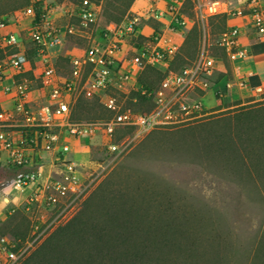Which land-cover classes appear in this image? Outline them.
Instances as JSON below:
<instances>
[{
    "label": "rangeland",
    "instance_id": "374dc122",
    "mask_svg": "<svg viewBox=\"0 0 264 264\" xmlns=\"http://www.w3.org/2000/svg\"><path fill=\"white\" fill-rule=\"evenodd\" d=\"M25 1L0 0V15L13 20L29 46L31 18L23 14ZM40 1L48 6L46 20L51 27L65 28L74 23L78 28L77 34L64 33L61 43L48 51L50 61L61 76L69 72V59L81 55L99 35L114 30L124 19L137 16V28L142 35H124L127 44L135 47L139 41L148 40L151 34H155L163 46L176 48L174 55L166 60V66L160 68L162 71L170 69L169 72H177L181 67L191 65L204 47L219 62L213 76L216 77L214 83L222 78L234 83L235 78L229 69L231 62L219 46V40L225 28L231 25L227 24L228 18H233L229 10L242 9V0H220L229 10L213 16L206 15L204 11V4L210 0H185L182 13L186 23L181 26L169 24L166 17L155 19L152 13V9L158 6L155 0H132L116 23L112 18L121 13L127 0H100L97 21L87 26L70 15L77 1ZM106 13L114 17L108 19L104 17ZM194 29L197 31L195 44L188 41ZM189 53H193V57L190 58ZM132 55L134 50L129 52V57ZM174 56L175 59L181 56L186 61L182 66L179 62L170 65ZM30 59L33 62L32 54ZM37 72L36 68L35 74ZM26 77L30 101L32 105L39 106L46 101L41 83L30 72ZM114 92L124 106L132 109L126 103L131 92ZM198 96L203 97L202 102L208 107L205 116L182 126L155 128L135 139L121 155L107 152L105 135L99 128L92 136L72 142L74 151L69 156L75 163L78 176L84 182L87 178L95 179L88 192L67 208L53 206L47 199L56 193L50 184L53 179L45 185L48 176L57 175L59 171L56 160L52 162L46 156L40 185L25 188L15 186L14 170L0 161V236L16 241L35 238L27 258L53 231L81 213L90 196L97 194L102 195L103 200L116 202V205L106 202L110 206H124L117 213L114 208L109 209L118 218L129 221L134 218L142 221L144 227L151 221L159 224L157 235H165L167 229L164 230L163 224L166 221L173 222L175 245L171 246L166 263L158 264H264V184L249 179L248 174L243 177L240 168L236 171L224 166L210 133L211 121L232 114L243 106L264 103V90L251 92L234 84L222 100L215 98L213 87L206 91L196 89L192 98ZM88 102L90 108L85 111L74 106L75 120L99 121L108 116L99 101ZM131 136V132L125 130L115 134L113 139L122 141ZM114 195H121V198ZM101 219L99 216L94 221ZM182 225L188 238H179ZM133 234L136 236L138 232L134 230ZM187 243L189 247H186Z\"/></svg>",
    "mask_w": 264,
    "mask_h": 264
},
{
    "label": "built area",
    "instance_id": "2783aa9c",
    "mask_svg": "<svg viewBox=\"0 0 264 264\" xmlns=\"http://www.w3.org/2000/svg\"><path fill=\"white\" fill-rule=\"evenodd\" d=\"M23 9V14L31 18L30 42L27 46L16 24L7 16L0 15V89L11 98V106L0 109V160L14 170L13 183L25 188L40 185L45 157L56 160L59 165L57 175L48 176L56 193L47 199L53 206L64 208L77 202L90 189L95 177L82 180L69 154L73 153L74 141L95 134L101 129L105 135L107 152L115 156L124 153L135 139L155 128H170L194 122L208 112L202 96L192 98L196 89L206 91L213 87L214 96L222 100L236 84L239 88H249L248 78L236 72L233 80L213 76L218 70V59L203 47L195 61L177 72L167 73L157 88L149 93L153 106L145 113H135L124 106L116 92H131L137 85L138 77L146 65L161 68L171 58L176 48L163 46L161 39L151 34L137 46L127 44L126 34L141 36L137 28L138 17L124 19L114 30L99 35L81 55L69 59L67 75L56 72L48 51L63 40L64 33L77 34L78 28L69 23L65 28L50 26L43 19L34 23L33 2ZM163 6L152 9L155 19L166 17L169 24L185 25L182 8L185 0H161ZM100 0H78L73 6L71 17L83 26L95 24ZM220 0H210L204 4L205 14L220 15L227 12ZM242 9L229 10L233 17L247 20L246 25L256 37H264V0H242ZM153 7V6H151ZM239 26L230 25L221 34L219 46L231 63L246 61L248 53L240 41ZM29 50H33L30 62ZM134 55L129 57V52ZM220 61V60H219ZM219 63V62H218ZM36 68L38 69L37 74ZM32 73L41 83L46 101L39 106L32 105L28 96ZM247 76H252L249 71ZM213 78V80H212ZM212 80V83H211ZM254 92L261 87H252ZM79 97L96 98L109 113L99 121H80L72 118L73 108ZM129 130L132 136L116 141L115 134ZM63 200V201H61ZM35 238L16 241L0 236V264H20L30 252Z\"/></svg>",
    "mask_w": 264,
    "mask_h": 264
},
{
    "label": "trees",
    "instance_id": "16d2710c",
    "mask_svg": "<svg viewBox=\"0 0 264 264\" xmlns=\"http://www.w3.org/2000/svg\"><path fill=\"white\" fill-rule=\"evenodd\" d=\"M75 1L78 0L73 2ZM30 3V0L25 1L26 6ZM131 3L132 0H127L124 3L118 18L111 13L104 14V17L108 19L114 17L112 19L115 20V23L120 21ZM32 4L35 9L33 22L38 23L45 16L48 6L40 0H36ZM225 18L224 15L222 18L224 23ZM109 29L108 27L107 31ZM191 32L188 41L195 44L197 31L194 29ZM195 49H193V53ZM33 52V50H29V54H33ZM193 53H189L188 56L193 57ZM1 57L2 53L0 52ZM185 61L186 59L181 56L176 59L174 56L170 65L179 62L178 64L182 66ZM169 71L171 70L162 71L151 65L144 67L138 77L136 87L131 91L126 102L135 113H145L152 108L153 102L149 93L157 88ZM89 100L98 101L96 98L79 97L75 108L82 111L88 110L90 108ZM210 123V133L215 139L217 151L225 162L224 166H230L229 168L236 171L240 168L239 171L243 177H247L248 174L249 179L264 184V103L243 106L232 114L217 118ZM114 197L120 199L121 195H114ZM110 200H103L102 195L101 197L97 194L90 196L84 206L85 209L53 231L32 254L24 259L22 264L166 263L167 254L170 253L171 246L175 245L173 222L166 221L163 224L164 230L167 229L165 235H157L156 227L159 224L151 221L144 227L142 221L134 218L130 221L118 218V215L109 209L114 208L117 213L124 206H110L108 203H116ZM95 213L96 215H94ZM99 216L102 219L95 222L94 218ZM134 230L138 232V235L133 234ZM179 231L180 239L188 238L183 225L180 226ZM177 244L179 245V242ZM188 245L187 243L186 247H189Z\"/></svg>",
    "mask_w": 264,
    "mask_h": 264
},
{
    "label": "crops",
    "instance_id": "0c3cea01",
    "mask_svg": "<svg viewBox=\"0 0 264 264\" xmlns=\"http://www.w3.org/2000/svg\"><path fill=\"white\" fill-rule=\"evenodd\" d=\"M159 7L163 6L161 0H155ZM247 20L240 17L228 18L227 24L239 26L241 30L240 41L241 44L246 48L248 57L246 61L235 62L230 64V71L233 76H236V72L240 71L241 75H245V78H248V90L254 87H261L264 90V37H256L251 33L250 29L246 25ZM252 71V76H247L246 74ZM11 106V98L9 95H6L0 89V109L8 108ZM3 161V160H0Z\"/></svg>",
    "mask_w": 264,
    "mask_h": 264
}]
</instances>
